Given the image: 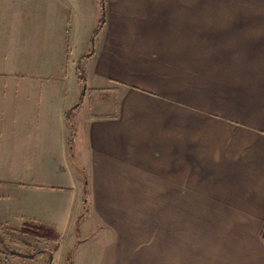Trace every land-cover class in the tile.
Wrapping results in <instances>:
<instances>
[{
    "label": "crops",
    "instance_id": "0c3cea01",
    "mask_svg": "<svg viewBox=\"0 0 264 264\" xmlns=\"http://www.w3.org/2000/svg\"><path fill=\"white\" fill-rule=\"evenodd\" d=\"M99 6L73 138L54 82L44 113L35 82L2 101L14 114L0 115V225L30 218L63 234L86 189L103 223L96 264H264V0ZM198 27H214L205 62Z\"/></svg>",
    "mask_w": 264,
    "mask_h": 264
},
{
    "label": "rangeland",
    "instance_id": "374dc122",
    "mask_svg": "<svg viewBox=\"0 0 264 264\" xmlns=\"http://www.w3.org/2000/svg\"><path fill=\"white\" fill-rule=\"evenodd\" d=\"M99 12V0H0V115L14 114L12 88L15 87L14 84L24 85V81L37 83L36 106L39 113H44L51 104L45 87L54 82L56 89L52 91V108L54 109L53 99L62 93L68 95L71 105L67 112L73 114L72 110L80 106L77 103L88 86L85 73L88 56L82 57L80 61L79 58L82 53L88 52L85 48L91 45L88 34L97 24ZM232 14L230 13L231 16ZM211 16L221 17L222 12L198 10L199 18ZM208 28L198 27L195 41L198 56L204 62L207 52L215 49L212 42L208 41L211 39L208 35L214 32ZM242 55L237 53L238 59H243ZM199 69L205 70L200 59ZM232 69L237 72L242 70L237 66ZM237 75L245 77L241 73ZM2 85L7 89L3 90ZM96 93L89 91L88 99H93ZM7 96L11 101L7 102V99L3 103ZM91 107L93 108V104L89 105L90 109ZM51 130L54 131L53 126ZM10 131H13L12 128ZM4 202L1 204H5ZM2 217L0 215V219ZM75 219V224L66 226V232H56L57 235L53 238L28 233L43 231L40 227L43 223L30 218L19 219L20 225L15 227L5 226L7 223L0 225V264H69L71 259L73 264H96L90 244L101 239L103 223L93 212L81 214ZM14 220L17 222V219ZM138 220L134 215L128 218L131 223ZM104 232L108 235L109 231ZM114 232L113 239L116 236Z\"/></svg>",
    "mask_w": 264,
    "mask_h": 264
},
{
    "label": "trees",
    "instance_id": "16d2710c",
    "mask_svg": "<svg viewBox=\"0 0 264 264\" xmlns=\"http://www.w3.org/2000/svg\"><path fill=\"white\" fill-rule=\"evenodd\" d=\"M102 3H104V0H102ZM105 15H106L105 8H102V18L100 20L99 26L97 27V32L100 30V28L104 24ZM79 65H80V63H79ZM79 67L80 66H78V68ZM81 78L85 79L83 76H81ZM83 96H84V93L81 94L80 99H79L80 102L77 103L78 105L82 103ZM76 109L77 108L73 109L72 111L74 112ZM66 119H67V122L69 123L70 129H71V135H72V138H73V135L75 133V125H74V121H73V114L70 115V113L67 112L66 113ZM71 156H73L72 150H71ZM87 195H88V193H87V190L85 189V191L83 193L84 203H85V212L83 214H85L87 212V209H88V205H87ZM40 227L43 229V231L38 232V231L35 230V231H30L28 233H32V234H35L37 236L46 237V238H53V237H55L57 235L56 231L53 228L46 227L45 225H40ZM21 230L25 231L24 229H21Z\"/></svg>",
    "mask_w": 264,
    "mask_h": 264
},
{
    "label": "water",
    "instance_id": "95a60500",
    "mask_svg": "<svg viewBox=\"0 0 264 264\" xmlns=\"http://www.w3.org/2000/svg\"><path fill=\"white\" fill-rule=\"evenodd\" d=\"M82 59V57L79 58V61Z\"/></svg>",
    "mask_w": 264,
    "mask_h": 264
}]
</instances>
